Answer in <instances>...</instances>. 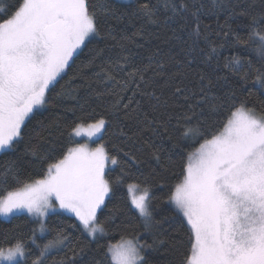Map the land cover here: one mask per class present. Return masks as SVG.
<instances>
[{
	"label": "snow or ice",
	"instance_id": "6c2138e0",
	"mask_svg": "<svg viewBox=\"0 0 264 264\" xmlns=\"http://www.w3.org/2000/svg\"><path fill=\"white\" fill-rule=\"evenodd\" d=\"M149 25L170 47L136 64ZM228 41L264 60V0H0V217L27 216L0 229V264H264V66L222 63ZM63 214L78 223L50 227ZM137 229L150 242L100 243Z\"/></svg>",
	"mask_w": 264,
	"mask_h": 264
},
{
	"label": "trees",
	"instance_id": "16d2710c",
	"mask_svg": "<svg viewBox=\"0 0 264 264\" xmlns=\"http://www.w3.org/2000/svg\"><path fill=\"white\" fill-rule=\"evenodd\" d=\"M7 3H13L14 0H6ZM130 0H121V3H129ZM153 3H156V0H153ZM161 19H163L164 13H163V9L161 8L160 13H159ZM220 23H223V20L220 21ZM202 24L203 25H210L211 29L214 31L215 27H216V21L213 19H209V18H204L202 20ZM138 26V25H137ZM233 27L236 28V24H233ZM148 30L151 32H159L161 35V40H157V39H152L150 42H145V41H141V43L144 44L143 48H136L135 52L139 53L138 56L134 57V63L139 64L141 61V57H143V62L146 63L147 62V56L149 55V49H154L155 46L157 44H160L161 47H163L165 49V51H168L170 45H166L162 43V39L164 37V30L158 28L156 25H149L148 26ZM239 35L243 38H247V31L240 29L239 30ZM214 40H217V38L215 36L212 37ZM217 43H220L219 40H217ZM101 47L103 45H100ZM258 47V43L256 42H249V45L244 48V47H237L234 43V41H228L224 43V47L220 48L219 51V56L221 59V62L223 63L225 61L226 58H230V57H239L240 59H242L245 63V70H248V62L251 61V66L252 68H256V67H262L264 66V60H262L258 53L255 51V49ZM177 52H179V47H176L173 50V54H176ZM81 60L83 59V56L80 58ZM77 63L79 64V61H77ZM99 69H94L93 71H98ZM75 71V69H73L72 71L69 72L68 76H65L63 80L60 81V84L57 85L56 87V91H60L61 90V86L62 85H66L68 80L70 79V77L72 76V72ZM91 74V73H90ZM121 76L124 75V73L120 74ZM81 82L79 80H76L73 84V86L75 87L76 85H79ZM94 88H98L100 90L104 89V85L103 84H93ZM85 94V90L81 89V95ZM110 100V98H106L103 103H108ZM94 105L99 106L102 102L101 101H93ZM98 112H101V108L98 107L97 108ZM102 114V112H101ZM69 120H71V114H68ZM111 135V130L109 131V133L105 134L104 136V140L102 141H97L99 143L102 142H106L109 140V137ZM96 142V143H97ZM75 143V141H74ZM74 143L70 146H74ZM95 143V145H96ZM195 147H198V144L189 147L187 149V151H193ZM14 159V157L12 155H5L4 153H0V166H3L4 164H6L9 160ZM111 168L114 169V171H112L110 173V178H118L120 175V169L116 166H111ZM178 171V169H177ZM25 178H27V174H25ZM13 185L9 184V185H3L0 184V190H3L4 188H11ZM119 194L122 196L127 197L128 193H127V186L126 184L123 185L120 190H119ZM157 195H162V193H160L159 191L157 192ZM27 219L26 214H18V218H9V219H2L0 218V229H9V228H13L15 225L20 224V225H24L25 220ZM60 221H63V225L61 226H67L68 224H72V223H78L77 221H75V218H71L69 219L67 214H63L59 217V219H57L56 216L53 215L52 220L49 222L50 227H56L58 224H60ZM23 231L27 233L28 228L24 227ZM66 231L70 234V236L73 238L72 239V245H75L76 243V238H80L82 239V237H80V233L74 229L71 228H66ZM134 236H142L143 239H147L151 240V237L148 236L146 233L143 232V229H137L135 232L126 234L123 233L121 231L118 230H114L112 233H110L109 236L105 237L103 240H101V244H113V245H118L120 244L123 240H127V239H132ZM55 237V232H47L45 233L43 236L40 235L39 232H37L36 235V243L38 245L43 246L44 244H46L48 241L54 239ZM94 248L98 247L96 244L92 245ZM34 251H38V249H34ZM65 252H67V249H63V250H55L52 251L48 257V260L46 261V264H53L54 261H58L61 257H63L65 255Z\"/></svg>",
	"mask_w": 264,
	"mask_h": 264
},
{
	"label": "rangeland",
	"instance_id": "374dc122",
	"mask_svg": "<svg viewBox=\"0 0 264 264\" xmlns=\"http://www.w3.org/2000/svg\"><path fill=\"white\" fill-rule=\"evenodd\" d=\"M75 142L88 143L90 147H95L96 146L95 143L97 142V140H96V138H92L91 140H89V138L87 136H83V137H77V138H75ZM109 167H111V165H109ZM0 218H2V219H9L10 217L9 218L0 217ZM43 235H41V236H43ZM52 251H55V250H52Z\"/></svg>",
	"mask_w": 264,
	"mask_h": 264
}]
</instances>
